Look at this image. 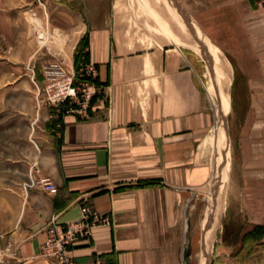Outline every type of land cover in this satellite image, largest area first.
<instances>
[{
	"label": "crops",
	"instance_id": "crops-1",
	"mask_svg": "<svg viewBox=\"0 0 264 264\" xmlns=\"http://www.w3.org/2000/svg\"><path fill=\"white\" fill-rule=\"evenodd\" d=\"M175 1L200 30L193 44L128 0H0V35L10 37L0 49V264H59L41 254L46 225L79 220L86 204L109 222L70 246L75 263L183 264L229 107L230 171L206 264H264V3ZM82 41L100 86L86 117L41 97L43 65L73 67ZM195 47L219 72L220 52L234 69L231 106L218 97V114Z\"/></svg>",
	"mask_w": 264,
	"mask_h": 264
},
{
	"label": "built area",
	"instance_id": "built-area-1",
	"mask_svg": "<svg viewBox=\"0 0 264 264\" xmlns=\"http://www.w3.org/2000/svg\"><path fill=\"white\" fill-rule=\"evenodd\" d=\"M261 2L264 3V0ZM43 79L44 100L62 114L74 113L86 117L92 107V99L100 90L96 82V67L83 60L77 67H67L64 59L48 61L43 65ZM39 185L49 194L58 191L49 178L40 179ZM107 222L108 217L99 215L87 204L81 206V218L77 221L60 223L52 218L46 225L48 237L41 247L42 256L59 264H77L69 256L70 246L80 237L90 238L95 225ZM89 264L111 263L95 256Z\"/></svg>",
	"mask_w": 264,
	"mask_h": 264
},
{
	"label": "rangeland",
	"instance_id": "rangeland-1",
	"mask_svg": "<svg viewBox=\"0 0 264 264\" xmlns=\"http://www.w3.org/2000/svg\"><path fill=\"white\" fill-rule=\"evenodd\" d=\"M128 2L132 6V10L134 11V13L139 12L140 14L143 13L144 15H146V13L148 11L147 16H149L151 19H153V18L155 19L156 17H158L157 19H159V20H157V19H155V20H157L162 25V27H164L163 24H165V23H167L165 25L170 24L172 26V30H173L172 33L175 34L178 38H180L181 42H185L186 44H193L196 42L197 37H195V39H193L194 35H191L190 32H189V34H183V32L181 31L179 26L177 24H175L174 17H172V15L167 13L164 8H163L164 9L163 10L162 8L160 9L156 6H154V8L152 6L150 7V6L146 5L147 3H145L144 0H128ZM137 8H138V10H137ZM154 9H156L158 11V15H157V12L154 11ZM179 10H180V8H179ZM181 11H182V9H181ZM183 13H184V11H183ZM164 21H167V22H164ZM187 22L189 23L188 24L189 27L193 28V34L195 32H198L197 35H199V31H200L199 28L196 27L195 24L193 25L190 21H187ZM0 24H1V21H0ZM33 24L36 25V26L33 25L35 27V31L39 32V33H37L36 38L38 39L40 45H42V46L49 45L50 42L54 40V38L49 37V34L41 29L38 21L34 20ZM39 29H41V31ZM9 40H10V37L9 38L8 37H2L0 35V49L2 46L5 47L6 44L10 43ZM198 45H201V44H198ZM194 55L196 57L197 67H198V70L200 72V75L203 78L204 82L206 83L208 90L210 92V96L212 97L213 107L216 110V114H218L219 109H220V101L218 98V90H217L219 87V79L217 80V75L214 72H213L214 73L213 74L211 72V70L209 69L210 68L209 66L211 65L212 59H211V57H208L209 55H208L206 49H204V51H203L202 47H200V51L198 53H194ZM207 57H208V59H207ZM219 57L221 59L222 64L225 67V70L228 74V77H230V79H231V82H230L229 88H228L229 105L231 106V97L230 96H231V87H232V81H233L232 77H233L234 69L231 65V62L229 61L228 57L225 55L224 52H220ZM206 64H208V65H206ZM208 73L209 74L211 73L210 77H211V79L212 78L214 79V80H212V82H213V85H215V89H216L214 91L215 93L211 90ZM43 85H44V81H43L42 89H41V97L44 100ZM44 102H45V104H47L45 100H44ZM219 120H220L219 125L221 124V126L226 130L228 143H230V139H229V135H228V126H229V120H230V107H229V110L225 113V115L221 114V117ZM220 160L229 161L228 171L226 170L224 172V177H223L224 181L222 180L223 183L218 182L219 161ZM229 171H230V153H229V156L227 157V159L223 158L222 154L220 152V147L219 146L213 147L212 148V173H211V176L209 177L208 181L204 184L201 191L198 193L199 197L197 200L196 213H195V217H194V222H195L196 227H197V228H195L196 233H197V235H196L197 236V243H196L194 249H192V247L189 245V232H188V226H187V230L185 233V240H186L185 245H186V247H185V252L183 254V259H182L183 263H184V261H183L184 257L188 256L189 264H203L202 263V251H203L202 221H203V218L205 216L206 209H207L209 203H213V201L218 199L219 203H218V210L216 211L217 212L216 230H215V235H214L213 241L215 239H217L216 234H217V231L219 230V228L221 226V218H222V213H223L222 210L224 207V200H225V196H226L227 180H228ZM201 235H202V239H201ZM211 250H212V244L208 250L206 257H208L209 252ZM190 253H191V255H190ZM206 261L207 260H205V264H206ZM209 262H210V260H209ZM209 262H208V264H211Z\"/></svg>",
	"mask_w": 264,
	"mask_h": 264
},
{
	"label": "bare ground",
	"instance_id": "bare-ground-1",
	"mask_svg": "<svg viewBox=\"0 0 264 264\" xmlns=\"http://www.w3.org/2000/svg\"><path fill=\"white\" fill-rule=\"evenodd\" d=\"M144 2L147 3L146 5H148L150 7L152 6L153 8H154V6L160 8V9L164 8L167 13H169L170 15H172V17H174L175 24H177L179 26V28L181 29L183 34H189V32H190V34L193 35V28L189 27V25H188L189 23L187 22L188 19H185L186 17L184 16L183 12L180 11L181 9L179 10V8L176 7L173 0H144ZM154 11H156L158 13V11L156 9H154ZM147 13H148V11H147ZM157 18L158 17H156L155 19H157ZM157 20H159V19H157ZM164 22H167V21H164ZM164 30H166V29H164ZM168 30H170V28ZM170 34H171V32H170ZM195 34H196V32H195ZM196 37H197V35H196ZM193 39H195V36L193 37ZM195 48H196L197 52L200 51V50H198L197 47H195ZM206 65H208V64H206ZM211 65H210L211 67L209 66L210 67L209 69L211 70L212 73L214 72L217 75V80L219 79V87L217 89L218 90V97L220 98L222 105L223 104L227 105L228 101H229V99H227L228 98V88H229V84L231 82V79H230V77H228V74L225 70L224 65L221 64L220 72H219L218 66L214 65L213 60L211 61ZM219 74H221L222 76H220ZM212 80H214V79L210 78V86H211V90L214 92L216 89H215V85H213ZM223 109H225V108H223ZM222 115H225V113L223 112ZM221 129L222 130H221V132L219 131V134H218V137L216 140V146L220 147V152L222 154V157L227 159V157L229 156V143H228L227 138L225 137V136H227L225 129L223 127ZM222 160L219 161L218 182H220V183H223L224 172L226 170L228 171V168H229V161H227V160L222 161ZM218 203H219L218 199L213 201V203H209L207 210H206V213H205L204 220H203V251H202V263L203 264H205V260L207 258L206 256H207L208 250H209V248L213 242V238L215 235L216 220H217V212L216 211L218 210Z\"/></svg>",
	"mask_w": 264,
	"mask_h": 264
},
{
	"label": "trees",
	"instance_id": "trees-1",
	"mask_svg": "<svg viewBox=\"0 0 264 264\" xmlns=\"http://www.w3.org/2000/svg\"><path fill=\"white\" fill-rule=\"evenodd\" d=\"M85 45H86V41H82L79 43V45L77 46L76 48V52H75V60H74V66L77 67L78 66V63L83 60L85 62H87V52H84V48H85ZM96 82H97V79H96ZM98 83V82H97ZM95 98V97H94ZM94 98L92 99V102L94 100ZM61 119V117L59 118Z\"/></svg>",
	"mask_w": 264,
	"mask_h": 264
},
{
	"label": "water",
	"instance_id": "water-1",
	"mask_svg": "<svg viewBox=\"0 0 264 264\" xmlns=\"http://www.w3.org/2000/svg\"><path fill=\"white\" fill-rule=\"evenodd\" d=\"M173 1H174V4L176 5V7L178 8V5H177L176 1L175 0H173ZM183 261H184L183 264H189L188 256H185Z\"/></svg>",
	"mask_w": 264,
	"mask_h": 264
}]
</instances>
